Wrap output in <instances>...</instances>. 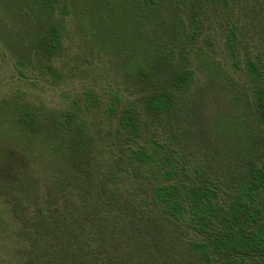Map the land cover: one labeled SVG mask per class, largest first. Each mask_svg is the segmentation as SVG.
I'll use <instances>...</instances> for the list:
<instances>
[{"label":"trees","instance_id":"obj_1","mask_svg":"<svg viewBox=\"0 0 264 264\" xmlns=\"http://www.w3.org/2000/svg\"><path fill=\"white\" fill-rule=\"evenodd\" d=\"M0 76V264H264V0H0Z\"/></svg>","mask_w":264,"mask_h":264},{"label":"rangeland","instance_id":"obj_2","mask_svg":"<svg viewBox=\"0 0 264 264\" xmlns=\"http://www.w3.org/2000/svg\"><path fill=\"white\" fill-rule=\"evenodd\" d=\"M9 86L10 84L8 83L6 87L5 86L2 87V90L6 92ZM40 96L41 97L39 98V100H41L44 103H47L51 107H58L60 104L58 94H56L52 89H46L44 92L40 93Z\"/></svg>","mask_w":264,"mask_h":264}]
</instances>
